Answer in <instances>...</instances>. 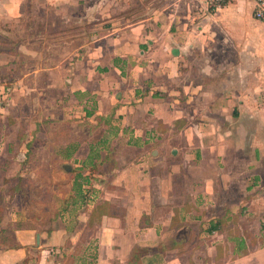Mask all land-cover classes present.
Returning a JSON list of instances; mask_svg holds the SVG:
<instances>
[{
	"label": "crops",
	"instance_id": "0c3cea01",
	"mask_svg": "<svg viewBox=\"0 0 264 264\" xmlns=\"http://www.w3.org/2000/svg\"><path fill=\"white\" fill-rule=\"evenodd\" d=\"M254 7L0 0V84L30 94L28 123L40 129L17 131L19 156L38 165L19 175L43 174L41 143L68 177L53 225L0 224V264H264V246L248 249L264 239V19ZM13 99L1 118L18 113ZM5 137L2 175L19 159ZM71 161L86 169L85 199L73 194Z\"/></svg>",
	"mask_w": 264,
	"mask_h": 264
},
{
	"label": "rangeland",
	"instance_id": "374dc122",
	"mask_svg": "<svg viewBox=\"0 0 264 264\" xmlns=\"http://www.w3.org/2000/svg\"><path fill=\"white\" fill-rule=\"evenodd\" d=\"M34 48H38L41 50V45L38 43V41L34 42ZM51 61H55L54 59ZM32 63H29L28 66H31ZM35 66V65H34ZM38 68V67H37ZM10 82V81H7ZM26 82H24L25 84ZM31 83V82H30ZM29 83V84H30ZM34 83V82H33ZM8 86V93L9 96L4 101L3 104H5V107H9L11 105V101L13 98H15V102H13V108L14 110H17L18 113L15 112L12 113L11 109H6V112H4L3 117H0V128H1V136H6L5 139L7 141H10L13 143L10 144V151L14 153L16 151L17 156H19L20 151H25L24 145H18V142H16L15 137L17 135V131H20V134L25 136H31L32 132L33 134H37V131L39 132L40 129L35 131L34 124L29 125L28 120H35V108L33 110L32 105L30 104L31 97L28 92L25 90L19 91V96L15 95V90L12 88V85L7 84ZM37 87V86H36ZM23 92V94H21ZM14 100V99H13ZM2 104V105H3ZM69 112L73 115L72 111L69 110ZM42 114V113H41ZM40 114V115H41ZM53 114V112H52ZM51 114V115H52ZM9 115L15 117V120L18 121V128L17 124L7 123L6 119L9 117ZM31 115H33L31 117ZM40 119V117H38ZM63 127H48V131L53 132L54 135L58 134V132L61 134V129ZM88 129V128H87ZM68 131H72L71 129ZM73 136V134L71 133ZM20 139V137H19ZM25 140L23 137L21 138V141ZM39 143V142H38ZM45 144L46 141H45ZM38 148L35 150L40 155V161L39 163H44L43 165V174L38 175L37 177H34L36 181L34 183L31 182V179L33 178L26 176H20L28 174L30 170H28L30 167L33 166L35 169L37 165L36 160H25V158L19 156V159L17 162H13V160H6L4 163L6 175H2L0 172V188L4 189V191H0V224L6 225L9 223L8 217H13L16 219V222H14L15 226H28V225H36L35 222H32V219H36L38 221H41L43 226H49L50 224L53 225L57 217V213L62 211L61 207H59V201L60 197H63L66 195L67 191L65 190L66 182L65 179L68 178L67 176L61 172H63V163H58V161L53 160L51 158H44L47 156V150L43 147H46V145H42L41 143L38 144ZM5 147V146H4ZM46 150V151H45ZM5 152V151H4ZM49 155V154H48ZM4 161V160H3ZM0 160V163L2 162ZM27 161V162H25ZM74 162H68L66 165H70L73 167ZM38 168V167H37ZM36 168V169H37ZM39 172V170H36ZM16 172V174H15ZM15 174V175H14ZM12 175V176H11ZM70 175V173H69ZM68 175V176H69ZM2 180V183H1ZM68 180V179H67ZM18 183V184H17ZM26 183V185H25ZM14 185L18 186V190L13 191L12 187H15ZM24 185V186H23ZM22 188V189H21ZM26 188V189H25ZM80 208L75 209L71 208L70 211H68L66 214L68 217H70L73 220V217L75 215V212H78ZM54 217V221L50 222V220ZM230 229L233 228L231 225L229 227ZM88 226L83 228V231L87 232L90 231ZM243 243V241H242ZM259 246H264V239H251L249 241V250H253L254 248H257ZM79 247V245H77ZM243 247V246H242Z\"/></svg>",
	"mask_w": 264,
	"mask_h": 264
},
{
	"label": "built area",
	"instance_id": "2783aa9c",
	"mask_svg": "<svg viewBox=\"0 0 264 264\" xmlns=\"http://www.w3.org/2000/svg\"><path fill=\"white\" fill-rule=\"evenodd\" d=\"M203 1L209 7L217 8L226 4L230 0H203ZM253 16L256 19H260V20L264 19V0H255ZM8 96H9L8 88L0 84V105L4 103V101L7 99ZM3 106H5V104H3Z\"/></svg>",
	"mask_w": 264,
	"mask_h": 264
},
{
	"label": "trees",
	"instance_id": "16d2710c",
	"mask_svg": "<svg viewBox=\"0 0 264 264\" xmlns=\"http://www.w3.org/2000/svg\"><path fill=\"white\" fill-rule=\"evenodd\" d=\"M68 167H71L70 168V175L71 177H73L75 179V183H73V186H72V191H73V194L75 193L79 198L81 197L82 199H85V196H86V193H83L80 185L81 183L79 182V179L81 178V173L84 172L86 169H83V168H73L72 166L70 165H67ZM78 170V172L80 171L79 175H74V172ZM77 182V184H76ZM212 228H217L216 225H214Z\"/></svg>",
	"mask_w": 264,
	"mask_h": 264
}]
</instances>
